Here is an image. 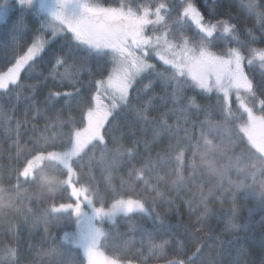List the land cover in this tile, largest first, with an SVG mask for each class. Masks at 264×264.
I'll return each instance as SVG.
<instances>
[{"label": "trees", "instance_id": "obj_1", "mask_svg": "<svg viewBox=\"0 0 264 264\" xmlns=\"http://www.w3.org/2000/svg\"><path fill=\"white\" fill-rule=\"evenodd\" d=\"M101 1L108 5L127 0ZM169 2L136 0L141 8L170 6ZM193 3L205 21L232 22L238 26L240 41L260 36L264 47V0ZM212 8L228 13L209 15ZM175 18L162 24L175 27L171 24ZM42 29L37 12L26 6L14 9L0 23V75L27 53ZM194 31L195 24L188 25L184 34L191 36ZM50 44L21 71L15 84L0 89V188L7 194L18 190V173L36 154L34 149L62 150L68 136L86 126L87 108L96 103V81L111 70L108 57H89L71 36ZM160 65L164 64L134 85L131 104L109 116L101 130L103 142L94 141L71 161L70 186L48 192L34 180L20 179L19 189H26L27 195L0 214V264H86L82 250L62 239L65 231L75 227V216L53 211L78 200L72 196L73 187L88 188L98 204L136 197L151 209L122 215L113 223L105 221L110 226H106L104 251L119 260L264 264V206L252 168L256 164L260 169L258 160L246 150L250 145L244 138L243 144L227 138L222 146L214 145L220 140H206L210 128L203 125L208 117L215 116L217 123L226 116L217 97L183 89L174 96L175 84L158 78L171 69ZM204 150L209 152L199 158ZM43 170L56 171L53 166ZM58 175L68 180L66 171Z\"/></svg>", "mask_w": 264, "mask_h": 264}, {"label": "snow or ice", "instance_id": "obj_2", "mask_svg": "<svg viewBox=\"0 0 264 264\" xmlns=\"http://www.w3.org/2000/svg\"><path fill=\"white\" fill-rule=\"evenodd\" d=\"M18 3L28 9L38 4L40 12H46L52 20L67 25L78 42L76 47L86 48L88 56L92 58L110 57L113 67L106 81H96V95L93 97L96 104L95 107L87 108L86 126L70 134L66 142L61 144L60 151L45 152L39 148L34 149L36 154L27 160L22 171L18 173L15 189H19L21 178L25 182L32 180L34 173L46 166H53L57 173L66 171L68 180L63 181L61 185L70 186L74 174L71 163L73 157L79 156L94 141L103 142L101 130L118 104L121 105L120 111H124V107L131 104L129 93L137 77L146 70L155 71L154 66L147 62L153 56L158 57L164 65L170 66L171 73L167 76L165 73H159L158 78L175 84L174 96H180L182 89L193 92L199 90L198 94L212 93L214 90L223 94L222 98L217 97L221 111L226 116L240 120L236 135L241 140V133L247 137L251 148L259 153L256 159L260 168L264 169V115H255L252 107L240 102L243 113L237 116L229 106L230 92L235 90L236 99L240 101L241 90H253L252 81L243 66L246 57L241 49L247 46L231 47L232 42H226V38L217 31L222 28L224 33H229L230 30L235 31L234 28L230 29L226 23L219 21L212 23L211 18L205 21L201 11L192 3H188L183 12L171 22L175 27L161 23L164 20L161 10H167L164 3L156 7L154 13L148 6L141 9L136 0H127V3H121L119 7L93 6L86 0H18ZM70 5L79 9L78 14H67L66 9ZM153 15L155 19L151 18ZM189 21L193 22L196 28L191 38L184 34ZM160 28L164 31L157 35ZM37 51L35 47L29 48L26 55L0 75V89L8 88L9 83H16L24 65ZM249 55H258L260 61L264 62V51H251ZM105 63L109 61L105 60ZM248 64H252L251 58L248 59ZM165 72H168V69H165ZM102 95L109 99V105L102 103ZM183 99L188 101L187 96ZM87 103L85 101L84 106ZM191 103L194 104V101ZM259 111L264 112V101H261ZM256 167V164L252 165L253 169ZM261 175H264V171ZM72 196L78 198L74 206L61 204L59 208H53V211L74 210L76 231L71 234L72 242L83 249L88 264H97V259L103 256L98 250L99 238L103 234L96 226L98 220L114 216L121 211L132 212L134 208L149 211L143 204L132 199L118 200L110 210L105 211L102 207H94L92 199L85 194L83 200L91 209L89 212L82 207L79 202L81 192L74 187ZM259 196L260 204L264 206V181L259 184ZM68 236L69 234L65 233V239ZM103 264H120V261L105 258ZM174 264H185V261L177 260Z\"/></svg>", "mask_w": 264, "mask_h": 264}, {"label": "rangeland", "instance_id": "obj_3", "mask_svg": "<svg viewBox=\"0 0 264 264\" xmlns=\"http://www.w3.org/2000/svg\"><path fill=\"white\" fill-rule=\"evenodd\" d=\"M86 2L92 4L93 6H103V7H119L121 3H127V1H120L117 4H108V5H106L101 0H86ZM188 3L195 4V3H193V0H170V2H169L170 6H167V10H165V11L163 9L161 10V15L164 17V20L162 22H164L166 18L168 20V18H172L173 16H177V15L181 14L183 12V8L186 7ZM73 6L75 8H77L75 5H73ZM194 6H196V5H194ZM20 7H22V6L19 5L18 0H7L6 3L4 1L0 5V23L5 22L8 19L11 11H13L16 8H20ZM148 7H150L151 11L154 13L157 6L148 5ZM32 9L37 11V14L39 15V17L41 19L43 29L41 30V33L36 36L35 40H32L31 43L29 44V46H30L29 48L35 47L36 49H38V51L33 56V58L30 61H28L27 64L24 65L23 69H25L26 66L31 61H33L34 59L39 57L43 53V51L48 46L51 45L50 43L53 40H55V39H57L59 37H62V36H66V35L67 36H71L73 39H75L74 34L68 29L66 24H61L58 21L52 20V17L50 15H48L46 12H40L38 10V4L34 5ZM212 10H214V11L209 12V15L210 14L212 15L215 12L228 13V12H225L223 10L216 11L214 8H212ZM67 11H68V9H66V12ZM68 14L71 15V14H74V13L68 12ZM151 18L155 19V16L153 15ZM220 22L226 23L230 27V29H232V28L235 29V31H231L230 30L229 33H224L222 28H219L217 30L218 34L223 35L226 38V42H228V41L232 42L230 44L231 47H241V45H244V42L247 43L246 44L247 47H244V48L241 49L243 51L245 57H246L245 61L243 62V66H244L245 73L249 76V79L252 81V84H253V90L252 91H245V90H241L240 91V101H237V99H236L235 90L230 92V95H229V106L232 108L233 113H235L237 116H239V115H241L243 113V109L240 108V106H239L240 102H243V104L245 106H247V107H252L255 115H264L263 112L259 111V109L261 108V101H264V62L260 61L258 55H256V56H250L249 55L251 51H256V52L264 51V47L262 46V43H261V39L262 38L260 36H255V40H251L250 41L249 38H246V40L244 39V41H240L239 34H238V28H237L238 26L236 24H234L232 22H223V21H220ZM188 25L191 26V25H194V23L189 21ZM163 31H164V29H160V31H158L156 34L157 35L162 34ZM190 31L188 30L187 33H190ZM259 31L260 30L258 29V32ZM187 37L191 38V36H187ZM108 58H109V60H111L110 57H108ZM249 58L252 59V64L251 65L248 64V59ZM147 62L149 64H152L154 66V69H155V66L159 67V63L163 64V62L160 61L158 59V57H156V56L151 57ZM160 66L167 67V65H160ZM112 67H113V64L111 63V70H112ZM111 70H110L109 74L111 73ZM151 71H152L151 69L146 70V72L142 73L140 77H137V80L134 82L133 87L138 82H140L139 80L142 79V77H144L147 73H150ZM170 73H171V70L165 76L169 75ZM107 77L108 76L102 78L101 80H105L106 81ZM131 91H132V89H130L129 97H130ZM207 94L208 95H213V96H216V97H221V98L223 96L222 93H218L215 90L212 93H207ZM101 100H102V103L105 104V105H109L110 104V101H109V99L106 96L102 95L101 96ZM233 103H235V104H233ZM119 107H121V105L118 104L117 109ZM171 115H173V114H171ZM240 123H241L240 120L232 119L229 116H225V118L223 120L218 121L216 123L215 116H210V117H208L207 122L203 125L205 127H209L210 128V132H209V134H207L208 136H206L205 139L206 140L210 139V141H211L214 138L215 140L222 141L221 143H214V145H217V146H222L224 144V140L227 139V138L233 140L234 143H236V144H239L240 141H241V144H243L244 143L243 140H241V139L239 140V138L236 135V132L238 130V127H239ZM240 136H243V138L245 139V142L247 141V137L244 136L243 133H241ZM247 143H248V141H247ZM248 145H250V144L248 143ZM64 150H66V149H64ZM246 150L249 153H251V154L256 152L255 150L251 149V145H250V148L246 146ZM246 150L244 151V154L247 156ZM58 151H60V150H58ZM208 152H209L208 150H204V151L200 152L197 156H199V158H202L201 155L206 154ZM82 153H83V151L79 155H81ZM196 154H197V150H196ZM255 155L258 156L259 153L258 154L256 153ZM255 155H253L254 156V157H252L253 159H256ZM74 158H76V157H73V159ZM254 171H256V174L254 175L255 180L259 181V183L261 181H264V179L260 181V174H261L262 171H264V169H261V168L259 169V167L257 166ZM261 176L264 177V175H261ZM79 190L81 192V196H80L79 202L81 203V205L84 208V210L89 211V212H91V209L86 206V204H85V202L83 200V195H85V194L88 195L92 199L94 207H97V208H101L102 207L105 211L110 210L112 205L114 203H116L118 200H125L126 201L128 199H132L133 201H138L140 204L144 205V208L146 210H149V211H140V210L134 208L132 212H122V211L121 212H117L114 216L104 217L103 220H98L96 222V226L98 228H100L102 233H103L100 236V238H99L100 243H99V249H98L100 252L103 253V256L99 257L97 259V264H103V260L105 258L117 259L114 256H112V255H110V254H108V253H106L104 251L105 250V248H104L105 247L104 246V239L109 233L108 228L106 226H110L105 221H107L109 223H113V222H115L118 219V217H120L122 215L129 216V215H131L133 213H137V212H150L151 209L149 208V206L147 204H145V202L143 200L138 199L136 197L114 198L107 205H105L103 202L98 204L97 197L94 196L88 190V188L81 187ZM84 190H87V191L85 192ZM77 202H78V200L75 203H69V204H72L74 206ZM65 204H68V203H65ZM68 211L70 212V214H73L75 216L74 210H68ZM75 231H76V225H75L74 228L65 231L63 233V235H62V239L66 243H68L70 245H73L75 248H79L72 242L71 234L74 233ZM65 233L69 234L67 239H65ZM79 249L82 250V254L84 255L83 249H81V248H79ZM119 261H120V264H138V263H135V262H132V261H125V260H119ZM86 264H88L87 259H86Z\"/></svg>", "mask_w": 264, "mask_h": 264}, {"label": "clouds", "instance_id": "obj_4", "mask_svg": "<svg viewBox=\"0 0 264 264\" xmlns=\"http://www.w3.org/2000/svg\"><path fill=\"white\" fill-rule=\"evenodd\" d=\"M32 180L39 185L40 189L48 192H55L63 182L56 171L49 172L43 170V168L34 173ZM0 185H2V182H0ZM25 195H27L26 189H18L11 194H7L3 191V188H0V214L12 210Z\"/></svg>", "mask_w": 264, "mask_h": 264}, {"label": "flooded vegetation", "instance_id": "obj_5", "mask_svg": "<svg viewBox=\"0 0 264 264\" xmlns=\"http://www.w3.org/2000/svg\"><path fill=\"white\" fill-rule=\"evenodd\" d=\"M67 9H68L67 14L68 12L78 14L79 11V9L75 8L73 5H70Z\"/></svg>", "mask_w": 264, "mask_h": 264}]
</instances>
